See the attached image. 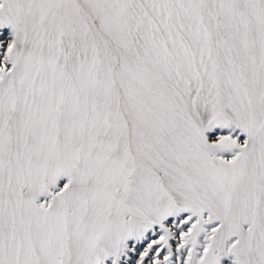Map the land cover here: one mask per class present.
Returning <instances> with one entry per match:
<instances>
[{
  "label": "snow or ice",
  "instance_id": "snow-or-ice-1",
  "mask_svg": "<svg viewBox=\"0 0 264 264\" xmlns=\"http://www.w3.org/2000/svg\"><path fill=\"white\" fill-rule=\"evenodd\" d=\"M0 264H264V0H0Z\"/></svg>",
  "mask_w": 264,
  "mask_h": 264
}]
</instances>
